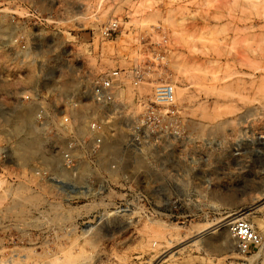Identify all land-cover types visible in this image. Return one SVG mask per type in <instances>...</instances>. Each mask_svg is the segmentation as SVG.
Segmentation results:
<instances>
[{
	"label": "rangeland",
	"instance_id": "obj_1",
	"mask_svg": "<svg viewBox=\"0 0 264 264\" xmlns=\"http://www.w3.org/2000/svg\"><path fill=\"white\" fill-rule=\"evenodd\" d=\"M13 34L37 51L14 54ZM158 56L149 77L177 85L191 136L165 166L128 147L126 118L94 142L73 105L78 70ZM38 61L63 64L43 109L20 103ZM151 88L126 82L127 118ZM235 217L264 230V0H0V264H220L240 258Z\"/></svg>",
	"mask_w": 264,
	"mask_h": 264
},
{
	"label": "built area",
	"instance_id": "obj_2",
	"mask_svg": "<svg viewBox=\"0 0 264 264\" xmlns=\"http://www.w3.org/2000/svg\"><path fill=\"white\" fill-rule=\"evenodd\" d=\"M123 25L120 20L109 21L104 27L103 38L110 39L118 34ZM12 52L14 54L33 53L37 44L24 40V34L12 35ZM8 46V45H7ZM11 48V46H10ZM154 51V50H153ZM157 62L149 58L143 63L132 65L129 69H115L92 80V77L81 75L73 78L76 86L73 95V105L82 113L90 114L91 138L98 144H103L106 138L116 135L117 123L123 124L128 130L127 145L139 157L152 158L161 166L173 165L181 156L191 155V141L188 118L178 102L177 85L166 79L150 78L149 76L167 72L162 64V57H156ZM39 62L35 83L23 81L20 88V103L43 109L45 90L52 91L57 81L53 80L54 72L61 70L63 64H57L56 69L46 72V64ZM61 65V66H60ZM130 81L135 88L151 84L149 95H137L134 106L139 108L136 115L127 118V106L118 102L117 96ZM84 93V95L81 94ZM84 114V113H83ZM46 116V115H45ZM72 112H64L65 122L72 121ZM228 230L240 258L227 260L220 264H264V234L251 221L243 217H235L227 222Z\"/></svg>",
	"mask_w": 264,
	"mask_h": 264
},
{
	"label": "bare ground",
	"instance_id": "obj_3",
	"mask_svg": "<svg viewBox=\"0 0 264 264\" xmlns=\"http://www.w3.org/2000/svg\"><path fill=\"white\" fill-rule=\"evenodd\" d=\"M227 218H228V217H227ZM203 231H204V229H200V230H199V233H201V234H202V233H203ZM202 235H204V234H202ZM200 244H201V245H204V246H208V244H209V243H207V244H204V242H203V243H202V242H200ZM154 245H155L156 247L158 246V244H154ZM196 245H197V243H196V244H194V246H196Z\"/></svg>",
	"mask_w": 264,
	"mask_h": 264
},
{
	"label": "crops",
	"instance_id": "obj_4",
	"mask_svg": "<svg viewBox=\"0 0 264 264\" xmlns=\"http://www.w3.org/2000/svg\"><path fill=\"white\" fill-rule=\"evenodd\" d=\"M260 229V228H259ZM261 231H263L262 233L264 234V230L260 229Z\"/></svg>",
	"mask_w": 264,
	"mask_h": 264
}]
</instances>
